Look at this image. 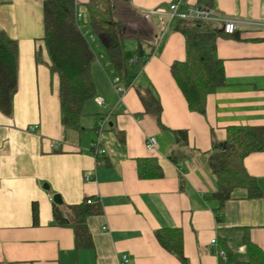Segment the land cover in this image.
Segmentation results:
<instances>
[{
  "label": "crops",
  "instance_id": "crops-1",
  "mask_svg": "<svg viewBox=\"0 0 264 264\" xmlns=\"http://www.w3.org/2000/svg\"><path fill=\"white\" fill-rule=\"evenodd\" d=\"M45 1L0 0V30L18 43L13 113L0 112V264H124V257L125 264H182L157 239V232L169 229L181 231L188 264H243L246 233L264 252V152L244 160L262 196L251 199L238 188L222 209L208 165L210 155L226 147L229 127L264 126V29L244 25L228 35L222 23L211 24L223 32L217 52L226 84L209 95L201 115L189 110L171 75L172 64L186 58L185 39L176 29L179 19L169 16L175 0H116V14L127 8L132 21L138 16L140 23H152L144 46L146 51L153 46L154 53L119 107L108 73L102 82L98 76L97 96L84 107L82 130H65L59 78L50 71L43 40ZM77 2L85 13L88 0ZM179 2V13L197 6V0ZM212 10L223 20L264 23V0H213ZM84 32L90 42L98 39L89 28ZM137 49L136 38L129 37V61ZM101 55L96 53V71L110 69L113 76V66ZM138 90H153L160 98L161 124L145 111ZM102 118L107 124L98 134ZM179 130L188 133L185 144L172 132ZM150 137L158 141L154 151L146 147ZM96 140L106 151L99 165L90 149ZM146 158L156 160L162 177L140 178L138 160ZM89 172L95 175L87 181ZM89 197L99 200L102 212L87 219L92 247L78 248L75 229L56 222L55 205L67 211Z\"/></svg>",
  "mask_w": 264,
  "mask_h": 264
},
{
  "label": "trees",
  "instance_id": "trees-1",
  "mask_svg": "<svg viewBox=\"0 0 264 264\" xmlns=\"http://www.w3.org/2000/svg\"><path fill=\"white\" fill-rule=\"evenodd\" d=\"M115 1L88 0L85 13L78 11L77 0H46L44 3L43 40L50 71L59 78L61 121L65 130H82L84 107L97 96L92 71L97 56L84 32L85 28H89L102 42L114 73L119 77L120 83H124L123 87L133 85L147 64L142 58L148 56L150 60L154 53L153 46L150 51L145 50V37H136L137 61L134 64L129 61L125 42L130 36L124 33L123 23L115 15ZM197 6L212 10L213 0H197ZM78 13L83 15L81 21L77 19ZM176 29L185 39L186 58L172 64L171 75L189 110L205 115L209 95L226 84L224 62L217 52V42L223 32L209 23L188 20H179ZM36 58L41 61L38 53ZM17 91L18 43L0 30V112L4 115H12ZM138 95L145 111L154 115L161 124L163 108L157 94L153 90H138ZM227 131L226 147L221 151H214L208 160L217 184L215 198L220 209L238 188L246 189L251 199L262 196L257 180L247 172L244 160L254 153L264 152V126H233ZM172 132L178 143L187 142V131ZM138 170L142 179L163 176L160 166L153 158L138 160ZM98 201L96 197H89L81 204L68 207L67 211H62L55 205L56 222L60 226L75 229L78 248L92 247L87 219L102 212ZM34 219H38L37 207H34ZM156 236L164 249L176 255L182 264H188L182 250V233L179 229L161 230ZM244 244L248 261L243 264H264V252L251 242L247 233Z\"/></svg>",
  "mask_w": 264,
  "mask_h": 264
},
{
  "label": "built area",
  "instance_id": "built-area-1",
  "mask_svg": "<svg viewBox=\"0 0 264 264\" xmlns=\"http://www.w3.org/2000/svg\"><path fill=\"white\" fill-rule=\"evenodd\" d=\"M179 1L180 0H175L169 8V16L171 19L200 21V22L209 23V24L222 23L223 24V32L225 34H228V35L234 34L237 30L242 28L244 25L250 26V27L258 29V30L264 29V23H261V22L244 23V22H239V21H235V20H223L220 17H218L217 15H215L213 10L206 9V8L201 7V6H191L186 13H179V11H178L179 6H180ZM161 13L164 14L165 11L161 10ZM82 17H83L82 13H78L77 19L79 21L82 20ZM91 39L94 40V37L92 36ZM158 39H160V38H158ZM99 60L103 61L104 56L101 55ZM148 60H149L148 56H145L142 58V61L144 63H148ZM136 61H137V59L135 58L131 61V63L134 64ZM109 66H110V63L106 62L105 67L108 68ZM112 74H113L112 83L114 85L115 93L117 95L116 107H119L123 104L124 96H125L128 88L123 87V86H119L118 85V84H120L119 77L115 75L114 71H112ZM97 102L100 106H103L105 104V102L102 98H99L97 100ZM106 124H107V120L104 118H102L101 120L98 121V126H97L98 134H100L104 130ZM146 147L149 151L156 150L158 147L157 139L153 138V137L148 138L147 143H146ZM90 149H91L93 157L96 159V164L99 165L100 160L106 154V151L102 148L99 140L94 141L91 144ZM94 175H95L94 172H89L86 175V180L89 181L90 179H92V177ZM212 243L214 245H216V240H214ZM222 255H223V258H226L225 253H222ZM122 262L124 264L128 263L127 258L124 257Z\"/></svg>",
  "mask_w": 264,
  "mask_h": 264
},
{
  "label": "rangeland",
  "instance_id": "rangeland-1",
  "mask_svg": "<svg viewBox=\"0 0 264 264\" xmlns=\"http://www.w3.org/2000/svg\"><path fill=\"white\" fill-rule=\"evenodd\" d=\"M117 18H119L118 16H121L120 19H122V23H123V26H124V33L129 37H140V38H143L145 37V34L152 29H154V26L152 25V23H149V22H139L140 20H138V16H136L137 18H135L136 20L135 21H132V19L130 18V14L127 10V8H124L123 10H120L118 9L117 11V14H115ZM131 34V35H130ZM90 39H91V36H89ZM129 42L131 40H128ZM93 45H96L98 44L100 46V50H96V53L99 55L101 54H104L106 58H108L107 54H106V51L104 49V46L99 42V39L96 38L95 42H91ZM99 62V61H98ZM96 63L97 65H94V68H93V73H94V78H95V82L97 80V77L99 76V78H101V82L104 80L103 77L105 74V76H107L106 74L108 73V78H110V80H113V76L111 75V72H110V69H107L105 70L106 72L102 73L101 69H100V73L99 71H96V68L97 70L100 68V67H97L99 66V63ZM103 76V77H102ZM107 81V80H106ZM97 83V82H96ZM119 86H124V83H120L118 84ZM110 90H114V86H111L110 87Z\"/></svg>",
  "mask_w": 264,
  "mask_h": 264
},
{
  "label": "water",
  "instance_id": "water-1",
  "mask_svg": "<svg viewBox=\"0 0 264 264\" xmlns=\"http://www.w3.org/2000/svg\"><path fill=\"white\" fill-rule=\"evenodd\" d=\"M145 19H147L146 16H145ZM147 20H148V19H147ZM53 200H54L56 203L61 204L60 196H54V197H53Z\"/></svg>",
  "mask_w": 264,
  "mask_h": 264
}]
</instances>
